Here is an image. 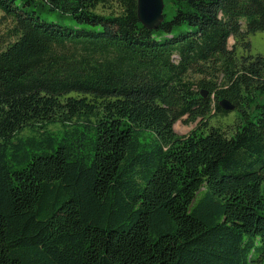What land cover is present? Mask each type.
Here are the masks:
<instances>
[{
    "label": "trees",
    "instance_id": "1",
    "mask_svg": "<svg viewBox=\"0 0 264 264\" xmlns=\"http://www.w3.org/2000/svg\"><path fill=\"white\" fill-rule=\"evenodd\" d=\"M117 1L0 0V264H264V0Z\"/></svg>",
    "mask_w": 264,
    "mask_h": 264
},
{
    "label": "rangeland",
    "instance_id": "2",
    "mask_svg": "<svg viewBox=\"0 0 264 264\" xmlns=\"http://www.w3.org/2000/svg\"><path fill=\"white\" fill-rule=\"evenodd\" d=\"M103 4L105 5V7L101 5L98 8L99 12L108 13L111 10L120 11V6L117 0H105ZM165 12L168 13V17H171L172 8L169 3H167ZM41 14L43 18L49 21H54L56 23L66 25V26H71V27L78 26L76 23V20L72 17V15H69V14H62L58 11H47V10H42ZM2 15H3V12L0 10V17ZM6 27H7V24L0 26V37L5 33ZM249 40L251 42V52L253 54L264 55V33L261 31H258L254 34H251L249 36ZM234 42H235L234 38L230 37L229 46L232 47ZM214 104H215V101H213L212 109H211V112L214 115H212L213 117L212 116L210 117L209 124H212L214 126H219V127H222L228 130H233L234 128L237 127V124L240 123L241 120L245 122V120L243 119L244 117L243 110L239 108H235L233 110H229L228 113H222V112H218L215 109ZM245 109H247L248 111L251 110L249 107H246ZM185 119L186 117L179 119L174 126L178 134L189 133L193 128H195V126L198 124L200 120L198 119L196 122L186 123L184 122ZM47 129L52 132L61 133L65 128L60 123H56V124L48 125ZM22 135L24 137L31 136L33 135V132L31 130L26 129L22 133Z\"/></svg>",
    "mask_w": 264,
    "mask_h": 264
},
{
    "label": "water",
    "instance_id": "3",
    "mask_svg": "<svg viewBox=\"0 0 264 264\" xmlns=\"http://www.w3.org/2000/svg\"><path fill=\"white\" fill-rule=\"evenodd\" d=\"M137 2L138 17L143 25L150 29L158 28L164 19V0H137ZM201 93L203 96L207 94L206 91H202ZM220 105L225 110L235 109V106L226 99H222Z\"/></svg>",
    "mask_w": 264,
    "mask_h": 264
},
{
    "label": "bare ground",
    "instance_id": "4",
    "mask_svg": "<svg viewBox=\"0 0 264 264\" xmlns=\"http://www.w3.org/2000/svg\"><path fill=\"white\" fill-rule=\"evenodd\" d=\"M163 14H164V12H163ZM164 18H165V17H164ZM163 20H164V19H163ZM163 20H162V22H163ZM162 22H161V23H162Z\"/></svg>",
    "mask_w": 264,
    "mask_h": 264
}]
</instances>
